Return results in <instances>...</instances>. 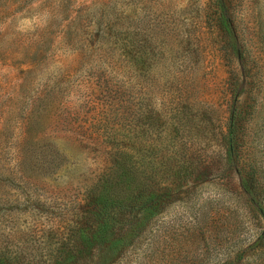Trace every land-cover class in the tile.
I'll list each match as a JSON object with an SVG mask.
<instances>
[{
	"label": "rangeland",
	"instance_id": "rangeland-1",
	"mask_svg": "<svg viewBox=\"0 0 264 264\" xmlns=\"http://www.w3.org/2000/svg\"><path fill=\"white\" fill-rule=\"evenodd\" d=\"M25 141L56 215L110 170L159 194L84 264H264V0H0V174Z\"/></svg>",
	"mask_w": 264,
	"mask_h": 264
},
{
	"label": "trees",
	"instance_id": "trees-1",
	"mask_svg": "<svg viewBox=\"0 0 264 264\" xmlns=\"http://www.w3.org/2000/svg\"><path fill=\"white\" fill-rule=\"evenodd\" d=\"M57 158V153L40 155L25 141L12 168L2 169L0 264L91 263L94 253L114 251L131 241L144 228L151 208L161 203L151 185L140 181L138 170L128 168L124 183L121 173L110 170L85 193L77 217L56 215L38 193L34 177L54 174L63 161ZM261 215L264 220V210ZM22 217L27 221L18 224ZM15 232L21 234L13 238Z\"/></svg>",
	"mask_w": 264,
	"mask_h": 264
}]
</instances>
